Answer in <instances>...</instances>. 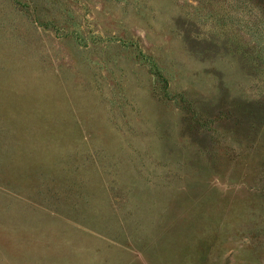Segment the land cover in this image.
<instances>
[{
  "label": "rangeland",
  "instance_id": "374dc122",
  "mask_svg": "<svg viewBox=\"0 0 264 264\" xmlns=\"http://www.w3.org/2000/svg\"><path fill=\"white\" fill-rule=\"evenodd\" d=\"M0 264H264V0H0Z\"/></svg>",
  "mask_w": 264,
  "mask_h": 264
}]
</instances>
